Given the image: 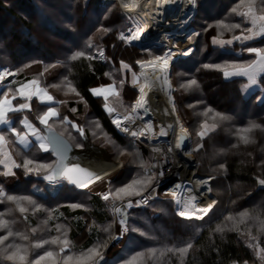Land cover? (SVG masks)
Here are the masks:
<instances>
[{"label": "trees", "instance_id": "1", "mask_svg": "<svg viewBox=\"0 0 264 264\" xmlns=\"http://www.w3.org/2000/svg\"><path fill=\"white\" fill-rule=\"evenodd\" d=\"M85 3H87V7H85ZM237 3L239 0H199L200 7L195 12L192 23L193 27L200 32V35L196 37L195 48L192 49L190 57L178 59L171 71L177 113L183 126L191 133L194 144L198 139L194 130L199 127V123L204 120H207L209 124L214 123L211 114L208 117L199 115L206 107L233 117L232 121L223 122L217 131L211 134L210 139L206 138L205 149L194 154L196 162L199 163L197 172L210 171L216 176L210 182L212 194L218 201L216 207L209 213L212 220L209 224L206 223L209 219L208 216L203 220H183L175 215L172 208L173 202L169 197H164L162 191L174 180L172 178L163 184L159 191V198L151 201L150 206L129 210L130 223L141 227L156 239L150 240L133 233L131 235L135 237L134 241H130L127 235L119 242L111 241L108 249L105 250V260L108 264H120L121 259L126 258L129 255V249L132 248L143 250L145 246H182L187 242L193 243V249L189 251L183 262L179 256L166 255L160 259L159 264H244L245 260L252 264L257 261L253 251L246 247L247 236H240L234 231H225L223 234L211 231L223 221L224 216L230 213L235 215L239 211L264 210V191L256 184V177L260 175L258 165L264 159V132L256 130L253 133L255 140L253 144L243 145L241 143L237 148L232 147L237 143L235 136L237 128L247 126L250 121L264 125V103H259L256 99L258 96H264V91H261V87L258 86V89L244 92L241 89L242 85L247 83L245 77L226 80L222 73L201 67L204 63H223L229 59L247 60L250 58L246 52H241L242 45L239 42L234 44V50L228 48L227 51L212 45V37L216 35L215 28L209 29L208 32L203 31V28L208 25L226 18L229 23L241 22L240 17L230 14V9ZM62 4L67 5L66 13L68 15L66 16L61 10ZM99 4L100 0H0V14H6L16 20L12 28H7L9 26L5 24L1 27L7 33L0 32V64L8 65L12 70L23 68L24 70L15 78L17 81L26 82L30 79H37L57 101H66V104L58 105L60 112L67 115L69 119L78 120L81 124L86 125L88 139L97 147L106 149L113 162L122 160L124 173L116 178H120L121 182L125 183L138 171H141L138 167L139 160L142 159L148 164L151 152L140 145L130 144V140L114 131L108 122V115L103 110V100L93 97L89 89L113 84L115 81L119 95L110 99V104H119L122 101L123 109L127 108L131 104L135 92L132 89L130 72L125 73L121 70L120 61L124 60L133 65V70L137 71L134 62L136 59L146 56V53H142L135 46L127 47L117 39L119 31L124 30L127 24V20L122 18L123 14L117 2L108 3L105 6ZM110 5L116 6L115 15H109L107 12V6ZM36 11L41 16L42 21L40 22ZM90 14L94 15V20L88 25ZM106 15L108 19H105ZM66 17H71V20ZM53 20H56L57 24L60 23L61 28L55 27ZM68 23L83 28L87 32V36L84 39L77 38L73 43L67 38L68 35L75 36V33L65 26ZM101 26L110 27L113 31L108 34L97 32V28ZM37 34L41 37H38ZM236 34H239V30ZM231 35V32L225 31L223 38L230 39ZM88 38H92L95 45L105 50L107 60L99 58L91 62L86 59L77 60L70 63V69L68 67L49 69L44 76H40V73L44 72L45 64L67 59L69 53L65 49H85V40ZM252 43L260 46L259 38ZM88 51L96 54V48ZM34 61H41V63H34ZM26 64L32 66L24 68ZM90 64L91 66H89ZM105 73H109L110 76ZM65 77L77 88L85 102H79V97L69 91ZM191 78L197 79L199 88L185 92L179 85ZM121 79L126 80L122 90L119 85ZM52 85L58 86L52 87ZM189 104L196 105V107L189 108ZM73 107L77 109L75 114L69 110ZM42 108L43 105L33 101V111L26 112L29 119L38 124L36 115ZM22 113L9 114V120L14 126H17V121L20 120ZM93 121H99L104 132L114 143H105L103 134L98 138L92 136V131H98L95 129ZM57 127L60 128L59 125ZM10 147L13 150L14 159L22 162L24 151L19 145H10ZM15 150H17V154ZM122 150L125 152L124 156L119 155ZM27 155L36 159L47 157V154L40 153L37 148L34 152V147ZM51 160H53L52 157ZM221 163L225 165L226 171L219 169ZM16 172L18 175L14 177L17 178V183L10 188L5 187V189L9 194L27 195L24 190L25 187H28L31 178L21 179L20 175L23 171L16 169ZM32 182L45 184L39 178L32 179ZM98 182L92 185H96ZM0 184H2L1 181ZM66 189L74 190L71 186ZM46 191L52 194L50 191ZM77 192L89 195L86 200L87 210L58 207L66 205L63 203L53 204L58 203L59 200L52 199L45 203L57 208L54 213L56 219L52 220L50 225L54 226L59 222L67 224L68 237L73 245L72 250L79 254L82 250L92 247L97 240L107 239L108 234L99 229L112 223L113 217L110 207L96 193H87L88 191L85 189ZM32 197L36 199V195ZM9 208L13 211L7 218L15 221L12 225L15 230L26 232L29 226H36V220L28 224L15 210V205L0 204V211H6ZM89 225H94L91 232L88 229ZM249 227L252 228L253 235H259L258 226H253L252 222H249ZM115 232L117 230H114L113 233L116 234ZM260 239L264 242V236H261ZM252 242L255 243V241Z\"/></svg>", "mask_w": 264, "mask_h": 264}, {"label": "snow or ice", "instance_id": "2", "mask_svg": "<svg viewBox=\"0 0 264 264\" xmlns=\"http://www.w3.org/2000/svg\"><path fill=\"white\" fill-rule=\"evenodd\" d=\"M183 4V7L180 5ZM175 6V7H173ZM87 7V3H85ZM120 10L123 17L130 21V25H125L126 30H120L117 39L125 46L131 47L137 44H142L150 34L152 23L160 20L164 13L172 8L173 11L179 12L180 17L177 19L183 25L189 24L194 19V13L200 7L199 0H120ZM116 6H107L109 15H115ZM230 14L240 17L241 22L229 23L225 20H218L215 24H210L203 28L204 32L215 28L216 35L212 37L211 43L221 49L227 51L228 48H233L236 42L242 45L241 52H246L249 55L247 60L229 59L223 63H204L201 65L204 69H213L222 73L224 79L228 80L234 77H245L247 83L242 85V91L247 92L253 87L260 86L261 91H264V0H239L235 6L230 9ZM71 20V17H66ZM108 19V16H105ZM75 33V36L68 35L67 38L75 43L76 39H84L87 32L83 28L72 23L65 25ZM239 30V34H236ZM113 29L107 26L97 28V32L108 34ZM231 32L230 39H224V32ZM67 35V34H66ZM200 32L194 31L187 37L189 41L193 37H198ZM259 38L260 46L255 45L254 41ZM165 40H169V35L164 36ZM116 47V45H113ZM96 48V54L88 51ZM156 43L144 44L141 51L146 53L143 58H138L135 65L140 71L133 70V65L120 61V68L125 73L131 72L132 85L137 88L138 95L132 102L129 108H125L123 113L121 109L124 107L123 102L119 104H109V97L119 95L115 89V81L111 85H101L92 87L89 92L93 97L102 98L104 103V111L108 113L111 123L117 130L130 137V144H143L145 140L149 141L148 146L154 153H161V158L155 162L146 164L142 159L139 160L138 167L141 171L125 183L114 186L113 182L107 180V191L97 192L96 195L106 203H110V210L113 213L112 223L100 228V231L107 233V239L97 242L86 250H82L79 254L73 252V245L68 237V230L63 224L57 223L55 231L57 235L43 237L37 236V227H30L26 232H20L13 228L14 220L7 217L13 209L9 208L6 211H0V264H108L105 260V250L108 249L111 241L119 242L126 235L130 241H134L135 237L131 234H138L140 237H145L150 240H155L154 236L149 235L147 231L141 227L131 224L129 221V210L133 208L148 207L150 201L156 200L160 196L158 191L161 182L165 179V167L169 162V154L175 153L176 150L182 148V141L186 137H190L191 133L181 124L177 116V108L172 97V82L170 72L174 62L179 57H190L192 48L179 49L178 43H170L169 45H160L158 50L154 51ZM166 49V50H165ZM69 53L67 59L56 63L45 64L44 72L40 76H44L49 69L58 67H68L70 63L77 60L94 59L107 60L105 50L93 43L92 38L85 40V49L72 50L65 49ZM239 55V54H237ZM41 63V61H34ZM31 64L24 65V68L31 67ZM91 66V64L89 65ZM23 68L0 69V176L12 177L18 175L16 169H22L23 174L27 176H35L42 179L49 185H57L62 180H66L68 184L74 185L77 189H86L90 184L96 182H105L110 176L108 171L103 174L91 172L79 164L70 163L69 153L73 149L81 153H87L91 148L88 143V131L84 124L78 120L69 119L67 115H63L57 105L66 104V101H57L52 95L47 92V88L41 85L37 79H32L27 82H19L15 78L23 71ZM184 75L183 73H177ZM109 75V73H105ZM12 77L7 83L3 84L6 78ZM65 83L70 92L79 97V102H85L84 97L80 94L77 88L71 81L65 77ZM125 79L119 81L121 90L123 89ZM160 83L167 86L169 103L171 104V112L167 115L177 116L175 124L180 127L182 134H177L175 144L171 143L167 146L165 152L159 147V137H167L169 131L173 130V125H154L151 120L145 121V116L149 115V107L146 89H151L154 84ZM19 84L18 87L12 85ZM58 85H52L57 87ZM185 92L199 88L197 79L191 78L185 83L179 85ZM67 95V93H66ZM257 101L264 103V96H258ZM15 101V103H14ZM33 101L43 108L36 115L37 123L29 119L28 115H24L20 120V127L17 128L9 120L10 113L31 112L33 111ZM189 108H195L196 105L189 104ZM72 113H76V108L69 109ZM211 114V119L214 123L209 124L207 120L199 123V127L194 130L195 136L198 138L194 146L185 151L184 155L191 157L193 154L199 153L206 148V138H211V134L215 133L223 122L232 121L231 115L214 111L211 107H206L199 115L208 117ZM139 121V123H138ZM95 129L92 131V136L98 138L103 134L105 143H114L106 132H104L99 121L92 122ZM61 126L59 129L57 126ZM159 131H156V129ZM259 130L264 132V125L250 121L247 126L237 128L235 136L237 143L233 144V148L243 145L255 143L253 133ZM15 138L14 140L12 138ZM156 140L153 144L152 141ZM14 143L19 145L24 151V157L21 161L14 159L10 150H7V145ZM104 146L103 144L101 145ZM35 147L40 153L47 154V157L39 159L27 155L31 149ZM251 154V153H249ZM124 156L122 150L119 153ZM139 154L137 153V156ZM55 157V160H51ZM80 157H72L71 159L78 160ZM175 163V161H173ZM121 163L119 167H123ZM260 175L256 177V184L264 191V159L258 165ZM219 169L225 170L223 163L219 165ZM216 171V170H214ZM195 176V173H193ZM214 176H209L207 179H197L195 186H189L180 183H173L168 190L163 192L165 197H170L175 205V215L183 220H203L208 216V221L211 222L212 217L209 213L216 207L218 201L211 200L206 206H201L196 203L197 195H185L194 193L196 186H207V191L212 192L211 181ZM10 203L15 205V210L27 222L29 219L28 213L33 215L37 213H46L47 219L43 222L45 226L49 221L56 219L54 213L57 208L46 205L34 199L31 194L28 195H13L0 185V204ZM235 203V202H233ZM58 207H68L71 209L84 208L82 203H69L67 205H59ZM87 210V209H85ZM118 221L119 235H115L112 231L113 225ZM249 222L253 226H258L259 235H253L252 228L249 227ZM244 226L243 228L241 226ZM94 225H89L88 229L91 232ZM51 227L48 228L50 232ZM214 233L223 234L225 231H234L240 236H247L246 247L253 251L254 256L259 261V264H264V242L260 237L264 236V210L257 211H239L235 215L228 214L224 216L221 223H218L214 229ZM252 241H255L253 243ZM193 249V243L187 242L182 246L176 245L172 247H147L143 250L135 248L129 249V255L122 258L120 264H159L160 259L166 255L179 256L183 262L189 251ZM38 250V251H37ZM244 264H249L247 260Z\"/></svg>", "mask_w": 264, "mask_h": 264}, {"label": "rangeland", "instance_id": "3", "mask_svg": "<svg viewBox=\"0 0 264 264\" xmlns=\"http://www.w3.org/2000/svg\"><path fill=\"white\" fill-rule=\"evenodd\" d=\"M104 1H109V0H104ZM111 1H113V0H111ZM117 1V0H116ZM100 4H101V0H100ZM99 4V5H100ZM119 4V3H118ZM66 4H62V6H61V10H62V12L65 14V16L66 15H68L67 13H66ZM120 9V8H119ZM43 13H44V11H43ZM36 16H37V18H38V20H39V22L40 21H42V19H41V16L39 15V13H38V11H36ZM193 15H195V13L193 14ZM49 16V15H48ZM51 16H53V15H51ZM89 21H88V25H90V23L94 20V15L93 14H90L89 15ZM51 19H52V17H51ZM50 19V20H51ZM163 19H170V17H166V18H163ZM15 19L13 18V17H11V16H8V15H6V14H0V32H2V33H7L6 31H5V29H2L1 27L5 24V25H8L9 27H7V28H12L13 27V25L15 24ZM54 21V23H53V25L55 26V27H57V28H61V25H60V23H56V20H53ZM127 22V24L126 25H130V21H126ZM192 23H193V20L189 23V24H187V25H184L183 26V29L185 28V27H187L186 28V30H185V33H184V37L185 38H187L189 35H191V33L193 32V30L191 29V28H193L195 31H197L194 27H193V25H192ZM11 30V29H10ZM124 30H126V28L124 29ZM177 31H179V30H177ZM183 32H184V30H183ZM198 32V31H197ZM188 34V35H187ZM37 36L38 37H41L39 34H37ZM176 37V35H174V38ZM189 41V40H188ZM194 41H195V37H193L192 38V40L191 41H189L190 42V47L194 50V48H195V43H194ZM194 43V44H193ZM160 45H166L164 42L163 43H159V44H156V48H154V50H158L159 49V46ZM193 45V46H192ZM17 47L15 46V49H16ZM39 49H40V47H39ZM139 50H141V49H139ZM142 58V57H141ZM180 58H184V57H180ZM134 65H135V62H134ZM135 67L137 68V71L136 72H139L140 70L138 69V66H136L135 65ZM0 69H11L10 68V66H8V65H3L2 66V64H0ZM172 71V70H171ZM123 75L125 74V73H122ZM130 76H131V79H132V74H131V72H130ZM123 77V76H122ZM12 79V77H8L4 82H3V84H7L10 80ZM30 80H32V79H30ZM30 80H28V81H30ZM27 82V81H26ZM172 82V81H171ZM173 85V84H172ZM14 86V85H13ZM12 86V87H13ZM19 86V84L17 85V86H14V87H18ZM133 86V85H132ZM259 87L258 86H256V87H253V88H251L250 90H248V91H253V90H255V89H258ZM173 92H174V86H173ZM172 97H173V95H172ZM229 97V96H228ZM174 99V98H173ZM104 102V101H103ZM14 103H15V101H14ZM238 112H240V111H238ZM28 115L26 112H23L22 114H20L21 115V118H20V120L21 119H23V117H24V115ZM177 116L179 117V115H178V113H177ZM177 116H176V118H177ZM179 119H180V117H179ZM20 120L18 119V121H17V128H19L20 127ZM11 122V121H10ZM180 122H181V124H182V121H181V119H180ZM1 126V125H0ZM61 127V126H60ZM187 129V128H186ZM157 131V130H156ZM177 132H179V133H181V131H180V127H179V129L177 130ZM13 140L15 139L14 137L12 138ZM163 142H166V141H163ZM169 144V143H168ZM10 145H12V146H14V145H16V144H14V143H10ZM173 145V144H172ZM194 146V141H192V137L190 136V137H186V147L185 148H183V149H180V150H178V156L179 157H181L183 160H184V162H185V164H186V166H187V169H189V170H194V173L196 174V175H200L201 177H206V179L209 177V176H214V177H216L215 175H213L210 171H205V172H201L200 171V173H198L197 172V169H198V166H199V163L198 162H196V160H195V155L193 154L191 157H189V156H186V155H184V152L185 151H189L192 147ZM102 149H104V148H102ZM105 151H106V149H104ZM34 152H36V148L34 147ZM107 152V151H106ZM15 153L17 154V150H15ZM107 155V157H105L106 158V160L109 162V163H114V162H112V160L109 158V156H108V153L106 154ZM182 163H184L183 161H181ZM149 163V162H148ZM115 164V163H114ZM116 166H117V164H115ZM118 167H119V165H118ZM117 167V168H118ZM21 171H22V169H21ZM199 171V170H198ZM110 173V176L109 177H107L106 178V180H105V182H103V183H101V182H98L96 185H89L90 187H88V188H86L85 190H87L88 192L87 193H89V192H92V193H97V192H101V191H107V189H108V183H107V180H111L112 182H113V185L114 186H117V185H120V184H122V180L120 179V178H116V177H118V175H117V172H109ZM123 173H124V171H123ZM178 174V173H177ZM20 178L21 179H30L31 178V180H30V182H28L29 183V185H28V187H25V190H24V193H25V191H26V193H27V195L28 194H33V195H36V199L37 200H39V201H41V202H45V201H48V200H42V198L43 199H47L46 197H51L54 201L55 200H59L58 201V203H53L54 205H56V204H69V203H82V204H84L85 205V207H84V209H86L87 207H88V205H87V203H86V200L88 199V194H84V195H82V194H79L80 192H77V191H81V190H84V189H77V188H75V186H72V185H70V184H68L67 183V181L66 180H62L59 184H57V185H49V184H47L46 182H45V184H39V183H33L32 182V179H36L37 177H35V176H25L23 173L20 175ZM174 180L173 181H171L166 187H165V189H163L162 191L164 192V191H166V190H168V188L169 187H171L172 185H173V183H180L181 182V178L179 177V175L178 176H176V177H174L173 178ZM0 181L2 182V184H4V185H2V184H0V185H2V186H4V188L5 187H7V188H10V187H12L14 184H16L17 183V178L16 177H14V176H12V177H4V176H0ZM46 185H49V186H46ZM68 186H71L72 188H74V190H71V191H68L66 188L68 187ZM161 187H163V184H162V186ZM40 188V189H39ZM44 189L45 190H48V191H50L52 194H50V193H46L45 191H44ZM37 190V191H36ZM198 192L200 193V197H202V198H204V197H206V198H208V199H212V196H213V194H212V192L211 193H209L208 191H207V186H204V187H198ZM158 191H160V189L158 190ZM212 194V195H211ZM32 195V196H33ZM164 196V195H163ZM165 197V196H164ZM169 199L171 200V198L169 197ZM213 199L214 200H216L215 199V197L213 196ZM107 205L110 207V203H107ZM173 211H174V213H175V205H174V203H173ZM111 211V210H110ZM111 213H112V211H111ZM28 216H29V219H28V221H27V223L29 224V223H33V221H35L36 220V226L35 227H37V226H39V228H38V232L36 233V235L37 236H43V237H49V236H55V235H57V233H56V231H55V225L54 226H51L50 225V223H52V221H49V223H48V225L47 226H45L44 225V221L47 219V214L46 213H43V212H41V213H37V214H35V215H33V214H28ZM112 217H113V213H112ZM10 220H13V219H10ZM59 224H63L66 228H67V230H68V227H67V224H65V223H63V222H59ZM116 226L118 227L117 229H116ZM49 227H51V231L49 232L48 231V228ZM114 230H117V232H115L116 234L115 235H119V223H118V221L113 225V232H114ZM38 251V250H37ZM74 252V251H73ZM77 254V253H76ZM252 264H259V261L257 260L256 261V263H252Z\"/></svg>", "mask_w": 264, "mask_h": 264}, {"label": "bare ground", "instance_id": "4", "mask_svg": "<svg viewBox=\"0 0 264 264\" xmlns=\"http://www.w3.org/2000/svg\"><path fill=\"white\" fill-rule=\"evenodd\" d=\"M117 2L120 3V0H117ZM180 7H183V4H181ZM166 17H170V19H163ZM178 17H180L179 12L173 11L172 8L167 10L164 13V15L160 18V20L152 23L150 34L148 35L147 39L143 41L142 44H152L153 42H155L156 44H159V43L164 42L166 46L169 45L170 43H178L179 49H186L190 47V42L188 41L187 38L184 37V33L187 27L183 29L184 25L179 22V20L177 19ZM165 35H169L170 39L165 40L164 39ZM174 35H176L175 38H174ZM195 42H196V37H195L194 43ZM138 45H141V44H138ZM146 91L148 93L147 100H148L149 114L151 115L149 120H151L154 123V125L167 126L168 124H172L173 130L169 131V135L167 137H162L163 139L161 141L162 143H165L166 145L168 143H171L174 145L176 135L182 134V133L177 132V130L179 129V126L175 124L176 116L166 114V113L171 112V104L169 103V96H168L169 90L167 86L162 85L160 83H156L153 85V87L150 90L146 89ZM156 130L159 131L158 128ZM163 141H166V142H163ZM101 155H104L105 157H107L105 152H102V151L94 153L92 156V159L89 162L88 168L92 167L93 165H96L98 163L97 158H99ZM115 168H116V165L114 163H109L106 160L94 166L91 169V172L103 174L105 171L111 172ZM172 168H175V167L172 166ZM176 172L181 178V182L189 186H195V181L197 179H206V177H201L200 175L195 174L194 176L193 175L194 170L187 169V166L185 163H182L181 167L178 168ZM198 187L199 186H196V191L194 193L190 194V193L185 192V195H197L196 203L201 206H206L210 199L206 197L204 198L200 197V193L198 192L199 191Z\"/></svg>", "mask_w": 264, "mask_h": 264}, {"label": "built area", "instance_id": "5", "mask_svg": "<svg viewBox=\"0 0 264 264\" xmlns=\"http://www.w3.org/2000/svg\"><path fill=\"white\" fill-rule=\"evenodd\" d=\"M107 2H111V1H107ZM107 2H105L104 0H101V5H105ZM138 69H139V67H138ZM137 95H138V90H137ZM150 116H145V121L149 120ZM108 119H109V123H110L111 127L114 129V131L117 134H119L122 137H126L128 139H131L126 134L120 132L119 130H117L115 128V126L111 123L110 117ZM138 123H139V121H138ZM162 139H163L162 137L158 138V140H159V145L158 146L161 147L166 152L168 144L166 145L165 143H162V141H161ZM152 143L155 144L156 140H153ZM148 144H149V141L145 140L142 145H144L145 147L149 148V150L151 152V155H152L153 162H155V160H159L161 158V153H154L152 151V149L148 146ZM177 152H178V150H176L175 153H173V154H169V162H168V165L164 169V171H165V179L161 182V185H160L159 189L161 188L162 184H164L165 182L169 181L170 179L178 176L176 170L181 167V165H182L181 161L184 162V160L177 155L178 154ZM173 161H175V163ZM172 166H174L175 168H172ZM211 200H213V197H212ZM211 200H209L208 203H210ZM141 208H144V207L134 208V209H141Z\"/></svg>", "mask_w": 264, "mask_h": 264}, {"label": "water", "instance_id": "6", "mask_svg": "<svg viewBox=\"0 0 264 264\" xmlns=\"http://www.w3.org/2000/svg\"><path fill=\"white\" fill-rule=\"evenodd\" d=\"M134 46L137 47L138 49H142V47L144 46V44H141V45H138L137 44V45H134ZM147 116H150V114L147 115ZM88 143L91 145V148L88 150L87 153H81V152H79L76 149H73V151L69 153V157H70V161L69 162L70 163L79 164L81 167L87 169L88 166H89V162L92 159V156H93L94 153H97L99 151H102V152H105V154H107V152L104 149L97 147L89 139H88ZM185 147H186V138L182 141V148L181 149H183ZM76 156H79L80 158L78 160L71 159L72 157H76ZM52 158H53V160H55V157H52ZM72 186H74V185H72ZM102 263L103 262H101V264Z\"/></svg>", "mask_w": 264, "mask_h": 264}, {"label": "crops", "instance_id": "7", "mask_svg": "<svg viewBox=\"0 0 264 264\" xmlns=\"http://www.w3.org/2000/svg\"><path fill=\"white\" fill-rule=\"evenodd\" d=\"M109 85H111V84H109ZM99 87V86H98ZM115 89H116V91L118 92V89H117V87L115 86ZM132 89L134 90V92H135V96H134V98H133V100H132V102L134 101V99L136 98V95H137V88L136 87H134V86H132ZM172 89H173V85H172ZM50 94V93H49ZM51 95V94H50ZM118 95H116V96H110L109 97V104H110V99H114V98H116ZM100 99H102V98H100ZM103 100V99H102ZM132 102H131V104H132ZM131 104H129L128 105V107L127 108H129L130 107V105ZM111 105V104H110ZM57 107H58V105H57ZM103 110H104V107H103ZM123 111H124V109L122 108L121 109V112L123 113ZM105 112V111H104ZM106 113V112H105ZM107 115H108V113H106ZM108 117H109V115H108ZM109 122V121H108ZM110 124V123H109ZM0 127H4V126H0ZM126 138V137H125ZM128 139V138H127ZM128 140H130V139H128ZM135 144V143H134ZM140 146H142L144 149H146L148 152H150V150H149V148H147V147H145L144 145H142V144H139ZM7 150H10L11 151V154L13 155V150H12V148L10 147V145L8 144L7 145ZM151 154V153H150ZM102 159V160H101ZM104 161H106V158H105V156L104 155H101L99 158H97V164H100L101 162H104ZM113 162V161H112ZM153 162V159H152V155L150 156V160H149V163H152ZM115 164H117V166H116V168L114 169V170H112V172H117V175L118 176H120V175H122L123 174V167H118V165L119 164H121L122 163V160H119L118 162H114ZM96 164V165H97ZM96 165H93L92 167H90V168H88L87 170H89V171H91V169L94 167V166H96ZM118 167V168H117ZM46 186H49V185H46ZM40 189V188H39ZM81 190V189H80ZM37 191V190H36ZM44 191L47 193V191L44 189ZM44 198V197H43ZM42 198V200H52V198L51 197H46L47 199H43Z\"/></svg>", "mask_w": 264, "mask_h": 264}]
</instances>
